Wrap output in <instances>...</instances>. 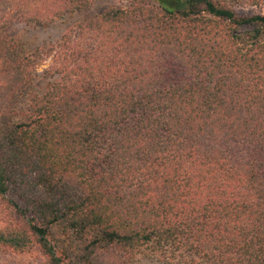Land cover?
Instances as JSON below:
<instances>
[{"label": "trees", "instance_id": "obj_1", "mask_svg": "<svg viewBox=\"0 0 264 264\" xmlns=\"http://www.w3.org/2000/svg\"><path fill=\"white\" fill-rule=\"evenodd\" d=\"M7 2L0 199L22 219L0 245L264 264V0ZM72 19L40 43L11 30Z\"/></svg>", "mask_w": 264, "mask_h": 264}, {"label": "rangeland", "instance_id": "obj_2", "mask_svg": "<svg viewBox=\"0 0 264 264\" xmlns=\"http://www.w3.org/2000/svg\"><path fill=\"white\" fill-rule=\"evenodd\" d=\"M92 6L95 8H101L106 6L123 7L126 6L129 0H92ZM9 5L7 0H0V18H2L8 11ZM76 19L70 21H58L52 28L45 30L28 31L21 24H15L11 27L14 32H22V38L27 43L41 42L46 39L57 38L64 28L70 22H75ZM43 65L42 67H45ZM22 216L14 208L10 207L6 202L0 199V229L8 227V225H15L20 223ZM116 252L109 251V254L105 256L106 264H115L114 257ZM0 264H48L46 256L35 245L25 252L14 251L13 249L0 245ZM142 264V263H141Z\"/></svg>", "mask_w": 264, "mask_h": 264}]
</instances>
